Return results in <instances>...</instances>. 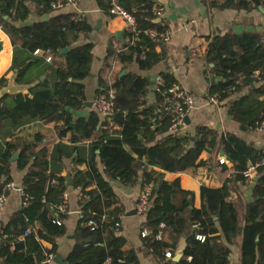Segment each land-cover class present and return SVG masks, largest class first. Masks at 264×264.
<instances>
[{"label":"trees","instance_id":"obj_1","mask_svg":"<svg viewBox=\"0 0 264 264\" xmlns=\"http://www.w3.org/2000/svg\"><path fill=\"white\" fill-rule=\"evenodd\" d=\"M55 0H0V23L9 30L14 50L13 68L18 69L16 81L32 84V67L44 64L49 78L31 87L30 94L5 95L0 105V133L6 140L2 155L0 196L7 194L12 182L11 157L20 149L18 168L25 170L22 179L23 204L4 224L0 235V264H45L49 255H56L57 240L67 233L69 214L59 210L66 199V176H53L49 171L53 160L72 157L77 144L90 141L92 156L77 158L86 169L73 167V186L80 190L81 218L74 232L75 245L66 264H140L138 251L127 247L120 233L121 220L106 215V210L122 205L113 184L132 188L142 180L153 183L150 207L145 215L142 236L145 247L163 264H171L185 238L182 257L175 264H230V245L241 238V264H264V147H257L230 132L220 134L215 128L199 125L194 134L173 131V113L167 110L165 99L177 79L162 71L161 84L151 98L149 77L121 71L100 76L97 94L115 93L114 110L110 115L91 111L88 117L73 119L67 108L85 107L86 85L91 74L93 43L83 40L91 26L84 17L58 12L48 20L17 26L31 14L34 5L38 15L50 14ZM109 12L113 0H97ZM134 15L140 33L131 31L124 39L125 47L108 49L105 69L114 61L136 62L141 70L150 71L167 56L165 42L147 31L167 29L157 18L155 0H117ZM218 9L245 10L264 7V0H210ZM136 37V38H135ZM24 57H19V48ZM67 48V52L61 53ZM37 49L50 50L53 59L46 62ZM210 74L208 96H217L225 103L230 117L245 127L257 130L264 121V32L233 31L210 38L202 56ZM259 76L256 77L255 73ZM6 78L0 79V87ZM100 113L104 116H100ZM40 122H55L60 136L68 132L70 145L59 142L50 151L44 145V135L36 133L25 139L21 128ZM76 123V127L68 126ZM222 150L232 163H216L225 180L221 187H201L202 204L195 206V193L182 187L180 179L167 180L166 172L187 173L215 162L200 158L203 151ZM98 151V154L96 152ZM99 157L102 168L97 160ZM209 162V163H208ZM257 166L253 179L252 200L243 211L241 225L239 205L231 198L232 187L246 183L244 171L250 164ZM228 174L230 175L228 177ZM56 182L51 183L50 179ZM113 182V184L111 183ZM161 224H164L161 227ZM28 231V233H27ZM161 235V238L157 236ZM49 242L51 247H46ZM170 252L172 257H167Z\"/></svg>","mask_w":264,"mask_h":264},{"label":"crops","instance_id":"obj_2","mask_svg":"<svg viewBox=\"0 0 264 264\" xmlns=\"http://www.w3.org/2000/svg\"><path fill=\"white\" fill-rule=\"evenodd\" d=\"M114 2L117 0H113ZM155 13L157 18H160L162 25H166L171 31V38L165 42L167 47L166 58L155 65L152 70H141L136 62L127 63L124 68L118 61H114L109 74L105 69V59L108 55V49L113 46L118 52L123 50L124 39L130 31L127 24L120 17L111 15L105 12L98 4L97 0H73L60 10L52 11L50 14L38 15L34 5H31V14L24 22H17V26L31 24L36 21L48 20L57 14L74 13L80 17L86 18L91 26L89 36L81 43H93V59L91 65V74L84 80L86 85L87 101L85 107L80 110L67 108L72 114L73 119L80 117H88L91 111H99L96 105L97 90L99 87V77L114 75L121 71L134 73L149 77L151 81L150 95L156 87V78L162 71L173 73L177 79V83L189 89L197 97V105L187 115L189 123L185 122L184 132L194 134L197 126L207 125L215 128L220 134L230 132L238 135L248 143H252L257 147H264V131L252 130L249 128L243 129L242 124L232 119L228 113L225 103L218 106L208 102V89L210 74L206 72L207 66L202 58L206 46L214 35L224 34L229 31L242 33L244 31H262L264 32V7L263 10L258 8L247 12L245 10L235 9H218L210 5V0H155ZM156 18V19H157ZM153 37V36H152ZM162 41V40H161ZM0 79L6 78V83L0 87V105L5 107L2 102L5 95L16 93L30 94L31 87L37 83H44L50 79L49 74L45 71L44 64H36L32 67V76L35 78L34 83L25 84L16 81L18 69L13 68L14 50L9 30L5 29L0 23ZM200 46L203 50L201 56H194L192 51L195 47ZM19 48V47H18ZM19 57H24L22 49H18ZM45 75L43 81L40 76ZM153 99V98H152ZM90 104V105H88ZM7 107V105H6ZM100 116H104L100 113ZM75 123V122H72ZM76 124V123H75ZM69 129H72L70 125ZM21 134L25 139L31 141L36 133L44 135V145L50 151L54 150L59 142L70 145L69 138L71 133L68 132L64 137L60 136L59 129L56 128L55 122H40L36 121L25 125L21 128ZM11 138L3 136L0 133V167L2 155L6 148V140ZM78 149L72 157H63V159L53 160L50 164L49 171L55 176L71 177L73 167L86 169L87 165L78 164L77 158H90L93 154L90 141H84L77 144ZM17 151H20L17 150ZM16 151V152H17ZM15 154V153H14ZM98 154V151L96 152ZM214 158L215 162L208 164L197 171L174 173L166 172L167 180L173 181L180 179L181 185L186 190H191L195 193V206L200 207L202 204L201 187L203 185L210 187H221L226 175L222 174L219 166L216 163L217 158L225 157L222 150H217L213 153L203 151L200 158L205 161H210ZM18 160V159H17ZM17 160H11V178L15 184V188L8 189L6 200L0 205V235L4 224H6L11 216L21 208L23 204L22 179L25 170L18 168ZM99 165L101 166L99 157L97 156ZM209 163V162H208ZM232 168V163L227 164ZM230 175L228 174V177ZM5 177L0 176V183L4 182ZM73 182V181H72ZM255 180L246 181L244 184H236L232 187L231 198L239 205L241 218L246 203L252 200V189ZM67 190L69 214L65 224L67 233L58 238V249L53 260L48 264H59L55 259L56 256H61L66 262L70 252L74 248L75 238L74 232L81 218V208L79 204L80 190L73 185H68ZM113 187L116 193L122 199V205L106 210V215L111 218H119L121 220L120 233L127 239L128 246L133 247L138 251L140 264H163L159 259L145 247L142 237V225L145 217L141 216L136 211V204L139 194L142 190V180H139L137 186L127 188L114 182ZM241 225H244L243 218ZM241 238L235 244L230 245V264H241ZM185 238L182 237L179 241V247L174 254L171 264H175V257L182 254L185 248ZM46 247H51L49 242H44Z\"/></svg>","mask_w":264,"mask_h":264},{"label":"built area","instance_id":"obj_3","mask_svg":"<svg viewBox=\"0 0 264 264\" xmlns=\"http://www.w3.org/2000/svg\"><path fill=\"white\" fill-rule=\"evenodd\" d=\"M73 0H55L52 3V8L54 11L60 10L63 7H65L67 4L72 3ZM109 13L111 15L120 17L125 21L127 24L129 30L135 34V36H138L140 33V29L138 27V23L136 18L132 13H130L127 9H125L121 4H119L117 1L113 2L112 6L109 9ZM151 36L156 37L157 39L162 40L163 42H168L171 38V31L169 29L158 31L157 29H150L147 31ZM136 38V37H135ZM194 56H201L203 54V50L200 46L195 47L192 51ZM35 54H43L46 62H51L53 59V55L50 50H40L37 49L35 51ZM255 76L258 77L259 73L256 72ZM161 84V78L158 76L156 78V89H158L157 85ZM169 96L166 97V108L170 112L173 113V123H172V130L181 132H184V126H185V119L186 116L190 113L192 109H194L197 105V97L196 95L191 92L189 89L181 86L179 83H174L172 87L168 90ZM115 93L113 90H111L108 94H100L96 98V105L98 110L103 115H110L112 114L114 110V100ZM208 102L210 104H213L215 106H218L221 104L217 96H208ZM257 130L264 131V121L259 124ZM220 163H229V161L225 157L220 158ZM261 163L256 164H250L248 168L244 171V175L247 178L248 181L253 180V176L255 174L256 168ZM51 183L56 182V179L53 177L50 179ZM15 184L13 182H10L7 184V188H15ZM23 192V190H22ZM153 192V183L152 182H146L142 190L139 194L137 204H136V211L141 216L145 217L151 202V195ZM24 196V193H23ZM6 200V194H2L0 196V205ZM69 208L68 205V196L66 194L65 201L59 205V210L61 212H66ZM164 224H161V227H163ZM28 233V231H27ZM149 230L147 228H144L142 230V236L148 235ZM158 238H161V235L157 236ZM167 257H172V254L170 252L166 253ZM54 255H49L43 262L45 264H48L53 260ZM111 262L108 261L107 264H110Z\"/></svg>","mask_w":264,"mask_h":264},{"label":"water","instance_id":"obj_4","mask_svg":"<svg viewBox=\"0 0 264 264\" xmlns=\"http://www.w3.org/2000/svg\"><path fill=\"white\" fill-rule=\"evenodd\" d=\"M259 8L263 10V7L260 6ZM45 18H46V19H49V15H46ZM160 21H161L160 18H157V19L154 20L155 23H158V22H160ZM1 47H2V44H1V42H0V49H1ZM67 51H68V49L65 48V49H62L60 52L63 53V52H67ZM124 74H125V72H122L121 75H124ZM45 77H46L45 75L40 76V80L43 81V80L45 79ZM88 105H90V104H88ZM4 106L6 107V105H4ZM185 122L189 123V116H186ZM70 127L75 128V127H76V124H75V123H71V124H70ZM242 128H243V129H246L247 127H245L244 125H242ZM19 155H20V151L15 152V154H13V156L11 157V160H12V161L17 160V159L19 158ZM257 179H258V178H255L254 180L256 181ZM111 183L113 184V182H111ZM67 184H68V185H73V182H72V180H71L70 177L67 178ZM136 212H137V211H134V213H136ZM181 257H182V254L180 253V254H178V255L175 257V260L177 261V260H179ZM55 259L57 260V262H58L59 264H66V262L64 261V259H63L61 256H56Z\"/></svg>","mask_w":264,"mask_h":264}]
</instances>
